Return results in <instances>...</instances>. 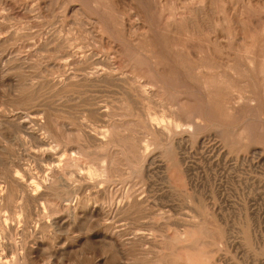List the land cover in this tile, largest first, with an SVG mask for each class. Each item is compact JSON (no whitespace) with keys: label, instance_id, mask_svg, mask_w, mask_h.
<instances>
[{"label":"rangeland","instance_id":"rangeland-1","mask_svg":"<svg viewBox=\"0 0 264 264\" xmlns=\"http://www.w3.org/2000/svg\"><path fill=\"white\" fill-rule=\"evenodd\" d=\"M0 243L264 264V0H0Z\"/></svg>","mask_w":264,"mask_h":264},{"label":"bare ground","instance_id":"bare-ground-1","mask_svg":"<svg viewBox=\"0 0 264 264\" xmlns=\"http://www.w3.org/2000/svg\"><path fill=\"white\" fill-rule=\"evenodd\" d=\"M249 55H250V54H249ZM201 94H202V93H201ZM148 115H149V114H148ZM150 115H152V114H150ZM16 116H17V115H16ZM151 117H152V116H151ZM148 119H149V118H148ZM157 120H158V119H157ZM146 122H147V120H146ZM149 122H150V121H149ZM149 122H148V124H149ZM153 122H154V121H153ZM153 124H154V123H153ZM151 125H152V124H151ZM156 126H157V125H156ZM176 126H177V125H176ZM178 127H179V126H178ZM189 127H190V125H189ZM157 128H158V126H157ZM41 138H42V137H41ZM143 146H144V145H143ZM42 160H43V159H42ZM36 162H37V161H36ZM36 164H37V163H36ZM66 164H67V165H68V164H72L71 166L76 165V167H77L78 159H76V158H70V159L67 161ZM78 165H79V164H78ZM71 166H70V167H71ZM64 169H65V168H64ZM53 172H54V171H53ZM47 173H48V172H47ZM96 173H97V172H96ZM94 174H95V173H94ZM95 175H96V174H95ZM147 175H148V174H147ZM52 178H53V177H52ZM56 178H57V177H56ZM21 181H22V180H21ZM31 186H32V185H31ZM135 186H136V185H135ZM33 187H34V186H33ZM33 187H32V188H33ZM49 187H50V186H49ZM150 187H151V186H150ZM19 188H20V190H21L22 193H26V192H27V187H26V184H25V183L20 184V187H19ZM138 188H139V187H138ZM143 188H144V187H143ZM143 188H142V189H143ZM46 189H47V188H46ZM131 189H132V188H131ZM47 190H48V189H47ZM135 190H137V189H135ZM147 191H148V190H147ZM34 192H36V191H34ZM141 192H142V191H141ZM141 192H140V193H141ZM116 193H117V192H116ZM132 193H134V192H132ZM135 193H136V192H135ZM148 193H149V192H148ZM150 193H151V191H150ZM144 194H145V193H144ZM144 194H142V196H144ZM146 194H147V193H146ZM128 195H129V194H128ZM130 195H131V193H130ZM136 195H137V194H136ZM147 195H148V194H147ZM133 196H134V195H133ZM133 196H132V197H133ZM137 196H138V195H137ZM151 196H152V195H151ZM127 197H128V196H127ZM130 197H131V196H130ZM132 197H131V198H132ZM135 197H136V196H135ZM153 197H154V196H153ZM79 198H80V197H79ZM128 198H129V197H128ZM128 198H127V199H128ZM151 198H152V197H151ZM129 199H130V198H129ZM141 199L144 200V198H141ZM146 199H147V197H146ZM148 199H149V198H148ZM139 200H140V199H139ZM149 200H150V199H149ZM23 201H24V200H23ZM140 201H141V200H140ZM140 201H138V203H139ZM146 201H147V200H146ZM150 201H151V200H150ZM141 202H142V201H141ZM141 202H140V203H141ZM145 203H146V202H145ZM147 203H148V202H147ZM122 204H123V203H122ZM127 204L129 205V201H128ZM143 204H144V203H143ZM145 205H146V204H145ZM120 206H122V205H120ZM120 206H119V207H120ZM123 206H125V205H123ZM137 206H138V205H137ZM125 207H126V206H125ZM121 208H122V207H121ZM123 208H124V207H123ZM128 208L130 209V207H128ZM118 210H121V209H118ZM124 210H126V208H124ZM160 210H162V209H160ZM168 210H169V209H167V212H168ZM119 213H120V212H119ZM121 213H122V212H121ZM22 214H23V213H22ZM122 214H123V213H122ZM159 214H160V213H159ZM161 215H162V214H161ZM157 216H158V215H157ZM159 216H160V215H159ZM168 216H169V215H168ZM162 217H164V216H162ZM162 217H161V218H162ZM166 217H167V215H166ZM168 218H169V217H168ZM165 219H166V218H165ZM5 220H6V218H5ZM50 223H51V222H50ZM24 225H25V224H24ZM6 226H7V225H6ZM194 228H195V227H194ZM25 230H26V227H25V229H24L23 231H25ZM147 230H148V228H147ZM186 230H187V229H186ZM3 231L5 232L4 229H3ZM142 231H143V230H142ZM142 231H141V232H142ZM190 232H191V231H190ZM199 232H201V231L199 230ZM141 236H142V234H141ZM144 236H145V235H144ZM178 236H179V234H178ZM179 237H180V236H179ZM182 238H184V236H183ZM185 238H186V237H185ZM10 241H11V240H10ZM23 241H24V240H22V243L19 242V244L21 243V245H22V244H23ZM184 241H185V239H184ZM11 242H12V241H11ZM11 242H10V243H11ZM178 242H179V241H178ZM196 243H198V242H196ZM0 244H1V243H0ZM6 244H7V243H6ZM25 244H26V243H25ZM198 244H199V243H198ZM7 246H8V245H7ZM11 246H13V245L11 244ZM15 246H16V245H15ZM15 246H14V247H15ZM1 248H2V247H1ZM11 248H13V247H11ZM11 248H10V249H11ZM21 248H22V247H21ZM23 248H24V247H23ZM23 248H22V249H23ZM3 249H4V246H3ZM3 249H2V250H3ZM15 249H17V248H15ZM22 249H21V251H22ZM11 250H12V249H11ZM12 251H13V250H12ZM23 251H25V249H23ZM26 251H27V248H26ZM5 252H6V251H5ZM2 253H3V252H2ZM21 253H22V252H21ZM200 253H202V252H200ZM5 255H6V254L4 253L3 256H5ZM12 255H13V254H12ZM14 255H15V254H14ZM25 255H26V254H25ZM25 255H24V256H25ZM28 255L30 256V254H28ZM199 255H200V254H199ZM201 256H202V255H201ZM6 257H7V255H6ZM8 257H9V256H8ZM12 258H13V257H12ZM25 258H26V257H25ZM6 259H7V258H6ZM8 259H9V258H8ZM27 259H29V258H27ZM1 262H2V261H1ZM19 262H20V260H19ZM26 262H27V261H26ZM29 262H30V261H29ZM7 264H8V263H7ZM10 264H11V263H10ZM21 264H22V261H21ZM26 264H27V263H26Z\"/></svg>","mask_w":264,"mask_h":264}]
</instances>
